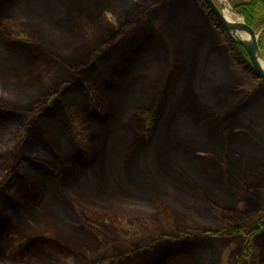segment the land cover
Returning <instances> with one entry per match:
<instances>
[{"label": "trees", "instance_id": "16d2710c", "mask_svg": "<svg viewBox=\"0 0 264 264\" xmlns=\"http://www.w3.org/2000/svg\"><path fill=\"white\" fill-rule=\"evenodd\" d=\"M62 1L67 6V14H62L63 8L59 9L56 3L52 7L60 20L52 17L50 29L39 28L33 23V31L28 32L23 27L17 30L19 25L16 24H11L15 27L3 26L8 20L14 22L10 14L3 15V8L12 12L10 8L15 0H0V43L5 48L2 53L15 55L17 59L15 66L0 62V92L4 89L12 95L10 100L0 94V122L11 121L21 128L26 127L16 149L8 154L0 153V169L14 173L0 184V221L3 222L0 232L10 222L5 210L7 203L15 201L9 195L15 190L12 188L24 181L28 194L22 197L25 202L27 199L34 201L47 178L33 179L31 183L20 174V165L29 163L28 168H42L54 177L51 197L57 201L56 206L44 207L33 216L34 225L29 231L23 228L18 231L24 243L20 244L18 256L10 258L11 263L39 264L23 261V258L52 251L44 258L58 253L75 257L79 264H139L142 261L145 264H169L181 257L189 258L197 251L199 245L194 237L202 233L207 238L235 237L242 241L244 246L236 264H264V255L258 251L259 241L264 240V206L238 220H222L220 210L218 220L212 211V206L217 203H223L228 211L233 206L231 201L217 198L211 186L237 201L240 199L234 197L238 189H244V186L248 191L262 188L257 187L262 161L243 155L233 145L246 142L243 134H251L248 124L236 118L238 113L248 106L255 91L264 89V80L254 70L243 45L234 39L205 0H101L100 4L95 0ZM228 2L258 33L259 49L264 57V0ZM50 6L45 4V14L51 12ZM152 9L154 12L160 9L158 12L162 15L157 17L160 28L153 21H147ZM192 10L204 21L205 27L211 28L234 72L232 84L214 89L217 97L214 112H209L208 107L199 111H206L205 115L212 118L210 138L203 147H194V160L198 162L199 170L188 177L206 201L205 211L212 212L215 215L212 218L221 221V227H185V220L181 219L177 229L164 231L153 228L151 218L146 214L130 212L119 203L122 197L138 199L140 192L137 193L135 188L143 193L146 185L128 182L125 186H117L112 178L106 183L101 170L88 174L87 170L98 161L104 169V162L111 154V135L117 125L125 121L131 107L133 112L124 125L127 130L137 133L131 150L149 143L151 133L169 109L176 85L193 66L197 38L188 22ZM82 22L86 23L81 28ZM76 32L81 36L74 45ZM140 56H148V60L146 67L134 78L137 102L132 103L128 93L122 94L123 97L113 93L122 89L124 79L131 78ZM111 61L119 63V67L108 66ZM83 64L106 68L110 82L103 88L111 94L110 101L104 97L102 103L91 98L86 102L75 101L66 105L61 114L58 107L64 94L75 97L86 90L87 96L91 94L93 87L89 82L94 79L89 81L85 74L81 75L85 71ZM117 72L122 74L120 78ZM54 83L59 86L51 90ZM23 94L28 97L22 98ZM23 114L31 119L30 122L23 124ZM45 134L53 137V146L44 142ZM64 136L73 144L72 152L65 157L53 142L62 146L59 141ZM41 150L51 156L53 162L42 160L38 156ZM208 155L211 160L204 164ZM57 157L61 159V167L54 165ZM64 158L67 159L64 161ZM229 165L231 170L227 169ZM150 201V211L153 206L156 210L159 206L167 207L161 198ZM156 210L157 214L160 209ZM195 211L201 212L198 207ZM171 214L175 222L176 218H185L179 210Z\"/></svg>", "mask_w": 264, "mask_h": 264}, {"label": "rangeland", "instance_id": "374dc122", "mask_svg": "<svg viewBox=\"0 0 264 264\" xmlns=\"http://www.w3.org/2000/svg\"><path fill=\"white\" fill-rule=\"evenodd\" d=\"M67 1L68 0H66V2ZM95 1L98 4L101 2V0ZM215 1L218 7L221 8L222 3L219 0ZM56 3L59 9L63 8L62 14H67V6H65L62 0H15V3L10 8L12 12L3 8V15L10 14L14 22L8 20L3 26L10 25L11 27H15L11 24H16L19 25L16 28L17 30L23 27L24 30L29 32L33 31L31 27L34 26L33 23H35L39 28L50 29L52 17L58 18V12L52 7V5ZM227 3L230 5L228 0ZM45 4L51 5V12L49 14H45L43 11ZM159 10L160 9H157V12H154L153 9L149 10V18L147 21H153V23L157 24L160 28L161 23L157 20V17L162 14L158 12ZM189 16L190 19H188V22L192 28H194V32L196 33L194 36H196L195 39L197 38L195 57L192 61L193 66L176 85L177 87H175L174 93L171 95L169 109L164 115L161 123L155 128V131L151 133L149 143L131 150L137 133L133 130H127L124 127L127 123L126 121H128L127 119L130 117L129 115L133 112L132 109L134 108L131 107L132 109L130 108L125 116V121L122 120L111 135V140H109L111 154L109 160L104 162V169H102L103 164L98 161L94 163L93 166H89L87 170V174L89 172L99 173L101 170L100 174L101 177L104 178V181L107 183L112 178L111 181L117 186L120 184L121 186H125L128 182L134 183L133 185L143 184L148 187L150 185V189L145 186L143 193L135 188L137 193L140 192L138 199L135 197H122L119 203L124 205L130 212L146 214L151 218L149 221L153 228H157L158 230L164 229V231H173L177 229L180 224L178 221L181 219L185 220V227L219 229L221 227V221L218 222L215 219L216 222L212 218L215 217V215L218 217V220L221 218L218 216L219 210L223 214L222 220L229 218L238 220L242 217L249 216L253 212H258L261 210V207L264 206V89L255 91L248 106H245L238 113L239 115L236 118L239 122L241 121L245 125L248 124L247 126L251 130V134H243V137L246 138V142L233 144L243 155L262 161V167L257 176L261 178L258 181L259 183H257V187L260 185L262 188L255 187L256 189L253 188L248 191L247 187L244 186V189H238L234 197L240 199L237 201L230 199L229 195L224 194L220 189L216 188V186V189L211 186L217 198L225 202L231 201L233 206L232 210L228 211L223 203L214 204L212 206V211L215 213L214 215L212 212L205 211L207 207L206 201L202 199L200 190L193 186V181L188 178L189 175L193 174L199 167L198 162L194 160V147H203L206 140L210 138V123L212 118H208L205 115L206 111H203L204 115L201 114L203 112L199 113V111L208 107L210 110L209 112H214L213 109H215L214 106H216L217 101L214 89L226 83L232 84L234 78L231 62L225 55L222 47L218 45L211 28L204 26V21L199 17L197 18L195 11L192 10ZM60 18L57 20H60ZM85 23L86 22H82L79 24V27ZM74 35L76 40L72 41V43L75 45L81 34L76 32ZM134 35H137V32ZM4 49L1 42L0 62L15 66V63H17L16 56L9 54L6 55V57L2 53ZM105 51L104 49V52L101 54L103 55ZM147 60L148 56L147 58L146 56L139 57L133 68L131 78L127 81L126 79L123 80V92L121 89L117 91V93H113L114 95L121 96L124 93H128L127 97L130 102H137V98H135L136 93L133 89V82L135 76L139 75L144 67H146L145 63ZM262 60H264V57ZM84 62L85 60L83 63ZM114 62L115 61L109 62L108 66L113 69H115L114 67H119V63ZM83 69L85 71H82L81 75L85 74L88 80L94 79L92 83L89 82L93 87L91 94L87 96V90L85 92H79L75 97L64 94L60 99L61 105L58 107V111H60L61 114L66 105L74 104L75 101L86 102L88 98L89 100L91 98L94 101L97 100L102 103V97H104L106 101H110L108 99L111 94L107 93V91L105 92L103 88V85L109 84L110 82L106 68L99 67V65H84ZM117 76L120 78L122 74L117 72ZM174 84L175 82L173 81V85ZM58 86V83H54L51 90ZM0 94L10 100L12 98V95L5 92L4 89H2ZM27 97V94L22 95V98ZM30 120L29 117L26 118L23 114V124L30 122ZM92 126L93 128L97 127L95 123H93ZM25 128L24 125L21 128V126L11 121L0 122V153L8 154L10 151H14L17 142L23 137L22 135ZM45 135L44 142H48L49 145L53 146L51 142L53 137H49L47 134ZM67 138V136H64L61 138V141H59L62 146L52 140L64 157L69 151L72 152L73 150V144L67 141ZM129 154L132 155L130 156ZM38 156L45 162H53L52 157L45 155L42 150L41 153H38ZM205 158L204 164L211 160L209 155ZM66 159L67 158H64V161ZM126 160L127 162L130 160L128 169L126 168ZM28 164L29 163H25L19 166L21 171L20 174L25 175L27 181L33 183V179L38 178L42 180L43 176L47 178L44 185L41 187V191L38 193L37 200L31 201L27 199L25 202L22 196L26 193L28 194V191L24 181L18 183L12 188L15 190L9 193V195L11 194L14 197L13 200L15 201L14 203L13 201L7 203L6 205L7 208L5 211L6 214H8L10 222L7 227L3 226L0 232V264H13L11 263L13 260L10 258L18 256L20 244L24 243L18 231L21 230V228L29 231L32 228L31 225H34L33 216L38 214L39 210H42L44 207H54L57 204V201L51 197L53 192L51 184L54 177L49 175L48 172L46 173L42 168H28ZM61 164V159L57 157L54 165L56 167H61ZM230 167V165L229 168L227 166V169L231 170ZM227 169L225 168L226 171ZM13 175L14 173L11 171L0 169V184ZM159 191L163 192V194ZM233 193L234 191L231 192V194ZM33 195L35 196V194ZM154 198H161L163 203L165 201L167 204V207L159 206L158 209H160V211L157 214L155 213L156 209H154V206L152 211L148 208V203L150 204V200ZM35 202L38 203L37 206L33 205ZM151 203L153 204V202ZM197 207L201 212L195 211ZM176 210L183 212L185 218H176L175 222L171 213H176ZM0 223L3 224L1 221ZM191 230L193 231V229ZM194 241L199 245L197 251L192 253L189 258L181 257L178 261L169 264H236L235 261H238L242 253L241 249L243 242L235 237L212 239L210 237H205L202 233H198L194 237ZM258 251L260 254L263 253L264 255V240L259 241ZM51 252L47 253L51 254ZM47 253H42L40 256L26 255L23 261L31 260L39 264H79L75 257L64 254L55 253L51 258H44V255ZM148 263L150 264V262ZM139 264H145V262L142 261L141 263L139 262Z\"/></svg>", "mask_w": 264, "mask_h": 264}, {"label": "water", "instance_id": "95a60500", "mask_svg": "<svg viewBox=\"0 0 264 264\" xmlns=\"http://www.w3.org/2000/svg\"><path fill=\"white\" fill-rule=\"evenodd\" d=\"M205 1L214 11L216 17L224 22L226 28L230 30L232 34H234L237 31H245L249 35V38L251 39L250 41L238 40V39L236 40H238V42H240L243 45L244 49L247 51L249 55V59L252 63L254 70L264 80V69L260 60L262 59V54H261V50L259 49L258 34L255 31V29L250 27L243 18H242L243 20H241L238 23L229 24L226 20H224L223 11L218 7L215 0H205Z\"/></svg>", "mask_w": 264, "mask_h": 264}, {"label": "bare ground", "instance_id": "6f19581e", "mask_svg": "<svg viewBox=\"0 0 264 264\" xmlns=\"http://www.w3.org/2000/svg\"><path fill=\"white\" fill-rule=\"evenodd\" d=\"M222 3V11H223V16L224 20H226L229 24L230 23H238L241 20V16H238L233 9H231L230 5H228L227 0H219ZM234 37L238 40H245V41H250L251 39L249 38V35L245 31H237L234 33ZM261 60V64L264 69V60Z\"/></svg>", "mask_w": 264, "mask_h": 264}]
</instances>
